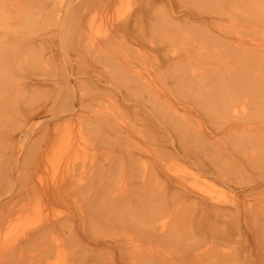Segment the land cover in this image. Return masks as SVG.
Instances as JSON below:
<instances>
[{
	"label": "rangeland",
	"instance_id": "rangeland-1",
	"mask_svg": "<svg viewBox=\"0 0 264 264\" xmlns=\"http://www.w3.org/2000/svg\"><path fill=\"white\" fill-rule=\"evenodd\" d=\"M124 1L127 5L121 8L123 0H22L24 9L30 11L28 24H0V39L6 40L0 42V54L5 53L11 61L7 68L11 82L5 105L0 109V208L9 211V229L12 224L20 238L40 223L60 218L66 222L54 235L71 231L76 239L65 245V264H75L74 259L80 254L85 257L84 264H114L119 256L116 245H94L90 241L96 235L99 240L122 238L114 227L101 228L103 221L93 206L94 200L116 177H124L121 181L131 182L130 187L138 186L137 177L147 163L153 167L165 162L179 172H188L189 181L195 172L189 162L182 163L169 154L163 156L161 144L168 139L176 143L187 140L189 149L194 150L199 147V130L214 129L215 133L209 135L229 147L239 162H233L229 173L231 184L208 176L209 183L202 181L207 185L202 184L203 189L219 190L221 202L229 208L239 207L240 212L224 216L204 230L205 222L194 207L185 222L187 239L183 243L191 248L189 251H197L210 242L205 245L222 253L230 252L241 262L264 264V160L261 164L257 157L248 160L247 151L251 136L264 135V90H247L250 80L243 76L253 72L242 59L246 54L264 56V46L257 38L260 29L238 11L239 16L214 18V24L207 25L219 35L222 45L220 59L206 67L208 74L202 91L210 97L204 95L198 101L178 90L182 84L176 83L174 65H163V54L159 57L162 49L164 54L173 53L180 33L202 28L203 24L197 22L189 24L192 17L181 15L188 3L158 0L151 13L142 18L145 24H129L128 30L119 31L140 11V0ZM65 14L73 18L72 24L66 20V24L61 23ZM166 14L176 19L174 41L154 33L159 25L158 15ZM148 37L155 39L150 42ZM119 63L126 65L121 68ZM67 77L71 80L65 81ZM137 78H146L147 82ZM29 80L43 83L28 93L16 86V82ZM216 84L235 90L233 105L226 114L204 104L219 97L221 92L214 90ZM172 111L183 114L192 130L184 131ZM230 125L236 129H225ZM153 148L157 150L147 153ZM120 166L122 178L117 176ZM109 168L112 172H105ZM56 183L61 196L53 204L47 202L44 194L42 197L31 191L33 185L44 190ZM83 226L90 238L84 234ZM104 229L117 233L116 237ZM5 238L0 237V247ZM51 239L46 236L41 247ZM158 243L144 244L147 248L140 247L144 252H136L142 258L148 254L168 260L180 256L182 248L176 242ZM150 246L154 249H148ZM56 254L49 252L45 257L50 259L38 258L32 264L53 262Z\"/></svg>",
	"mask_w": 264,
	"mask_h": 264
},
{
	"label": "bare ground",
	"instance_id": "bare-ground-1",
	"mask_svg": "<svg viewBox=\"0 0 264 264\" xmlns=\"http://www.w3.org/2000/svg\"><path fill=\"white\" fill-rule=\"evenodd\" d=\"M157 1L158 0H140L137 8L140 9L139 13L135 10L136 14L133 18L124 22V25L120 26L118 30H128L130 28L129 24H145L142 18L145 17V14L149 15L151 13V9L155 6ZM183 2L188 3V5H186L181 15L192 17L194 20L190 21L189 24H195L194 22H197L203 24L201 25L202 28H196L195 30L190 29L186 32H182L178 37L180 42L174 41L172 37L173 32L177 29L174 25V20L176 19L166 14L162 16L158 15L159 25L154 28V33H159L162 37H165L166 40L174 41L175 44H177L172 54H164L162 49L159 57L163 54L161 56L163 65H174L173 75H175L176 83H178V85L182 84V86H178V90L191 94L196 100L200 101V98L204 95L210 97L208 92L202 91L205 87V75L208 74V68L206 67H208L213 60L220 59L219 53L221 49H219V47L222 45L219 41V35L211 26L208 27L207 25L214 24V18H224L228 16L234 18L238 11L237 14L241 13L244 15L242 18H245V20L254 24L253 26H257L258 29H260V34L257 38L262 41L260 44L264 46V0H183L181 3ZM120 5L119 7L122 8L124 6L126 7L127 4H125L123 0ZM24 16L27 17L24 18ZM30 17V11L27 10V7L24 9L22 0H0V24H28L31 19ZM65 20L67 24H72L74 22L73 18L71 16H66V14L61 23L66 24ZM168 28L172 31H166ZM251 31L254 32V30ZM148 39L152 42L155 38L148 37ZM3 41L6 42L4 38L0 39L1 43H3ZM242 59H244V64L250 67L253 72V74L249 76H243V78H248L250 80L246 86L247 90L252 92L264 90V56L257 58L251 54H246ZM189 63H193L191 67L187 66ZM10 64L11 61L8 56H6L5 53H1L0 109L5 105L8 87L11 82L7 72V68ZM124 65H126V63H119L121 68H124ZM119 70L121 71V69ZM70 78L67 77L65 81H70ZM137 79L143 80L145 83L147 82L146 78ZM41 83L43 82L34 81L32 83V81L29 80L16 82V86L21 91L28 93L29 89ZM214 90L221 92L219 97L212 99L210 103L205 102L204 104L212 110H217L219 112L220 109L222 114H226L228 108L233 105L232 96L235 90H231V88L229 90V88L223 86L220 87L219 84L214 86ZM211 91L213 92L212 88ZM177 112L178 111H172L171 114L176 116L180 126L183 124V130H192L190 124L187 123L189 120L185 118L183 114L179 115ZM225 129L233 130L236 128L230 125ZM209 133H215V130L212 129L208 132L199 130L196 136L198 137L196 139V146L198 145L199 147L194 150L189 149L187 140L178 139L179 141L176 143L168 139L164 140L161 144L164 153L163 156L169 154L178 158L182 163L189 162L188 164L195 170L189 181L188 179L191 176H188V172H179L169 165L167 166L165 162L160 161L158 165L153 167L147 163V166H145L142 171V175L137 177L138 186H136V184L135 187H130L128 186L131 184L130 181L129 184H127L128 182L121 181L124 177L119 175L123 172L122 166L124 164H120L122 166L119 167V170L117 169V171H119L117 176L123 178L120 180H118V178L116 180V177L114 181H112L113 183H110L111 185L108 184V186H105L103 194L98 199L94 200L93 206L98 208V212L101 215L103 221L101 223V228L111 226L120 230L118 233L119 235L115 232L110 233L109 230L107 232V229L103 231L110 233L112 238H115L116 235L122 238L117 237L119 238L118 240H99L100 238H98V235L94 237L89 236L87 227L83 226L84 234L88 235L89 238L91 237L92 240L90 239V241L93 242L94 245L104 244L109 245V247L111 245H116L119 248L118 260L114 264H152L154 260L158 261L154 262L155 264H190L192 261H194L193 264H246L241 262L237 257H234L230 252L222 253L212 249L209 245H205L210 242L203 244L200 250L197 251H189L191 248L183 243V239H187V235H185V233H187L185 232V222L188 219L189 212L192 211L194 207L199 210L200 220L205 222L202 227L204 230L211 227L212 224L214 225L217 223L222 217L240 212L239 207L229 208L221 202L218 195L220 193L219 190L213 188L209 189V187L203 189L204 184L202 181L208 180L209 183L210 180L208 176H212L214 180L222 184H231V176L229 173L232 172L233 162L234 164L239 162V160L233 156L229 147L219 144V140L214 137L212 138ZM251 137V145L247 147L248 154H250L248 155V160L257 157L259 158V164H261V161L264 160V135L256 138L254 135ZM169 145L172 148L171 151L169 150ZM155 150L157 149L153 148L147 150V153L150 154ZM206 158L209 161L206 160ZM240 163H242V161H240ZM108 170L110 171L113 169H105V172L107 171V173H109ZM111 172L112 171H110V173ZM92 176H94V174H92ZM261 180L264 181V174L261 175ZM38 188L33 185L31 191L36 192L40 196L44 194L48 203L53 204V202H56L61 196L60 185L57 183L53 186L46 187L44 190ZM84 188L85 187H82V189ZM170 193L172 194L171 196H169ZM44 195L42 197H44ZM243 202V204L246 203L245 201ZM237 205L240 206V204ZM3 206L4 205L1 207ZM0 209L2 210L0 211V237L3 235L6 236L3 247H0V264H32V262L38 258L50 259V257H45V255L52 251L57 253L55 255V260L46 263L65 264L64 262L67 261L65 250L68 249L65 245L68 240L76 239L72 237L71 231H69L67 235H58L57 237L54 234L55 230L63 225L66 220L60 218L48 219L46 223H40L34 227L32 231L23 233L20 238H17L12 224L9 229L8 223L12 221L8 218L10 217L9 211L3 208ZM17 223L18 222H16V225H18ZM209 233L211 232L207 234ZM103 234L105 233L103 232L101 235ZM46 236H52V239L49 243L44 244L46 246L41 247V243ZM154 241H158L160 242L158 244L162 245L165 242H176L183 251L180 249V256H173L169 260L166 258L158 259L149 254V256H143L142 258L141 255L136 252V250L139 251L138 249H140L142 245L144 250V248H147V246ZM47 244H49V246H47ZM144 244L147 246L144 247ZM150 248L154 249L153 246H150L148 249ZM26 249L30 254L26 252ZM147 250H145L146 253L150 252ZM152 250L151 252H153ZM140 251L142 250L140 249ZM186 251L188 252L185 253ZM115 252L114 254L116 255ZM154 252L152 253L153 255H155ZM173 258H175V260H171ZM74 260L75 264L85 263V257H83L82 254ZM114 260L116 261V259Z\"/></svg>",
	"mask_w": 264,
	"mask_h": 264
}]
</instances>
